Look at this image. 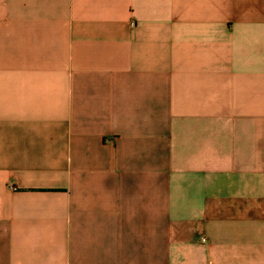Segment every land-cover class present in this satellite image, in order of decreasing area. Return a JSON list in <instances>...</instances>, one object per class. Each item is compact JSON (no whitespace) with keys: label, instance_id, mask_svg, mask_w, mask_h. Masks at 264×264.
Segmentation results:
<instances>
[{"label":"crops","instance_id":"crops-1","mask_svg":"<svg viewBox=\"0 0 264 264\" xmlns=\"http://www.w3.org/2000/svg\"><path fill=\"white\" fill-rule=\"evenodd\" d=\"M0 264H264V0H0Z\"/></svg>","mask_w":264,"mask_h":264}]
</instances>
